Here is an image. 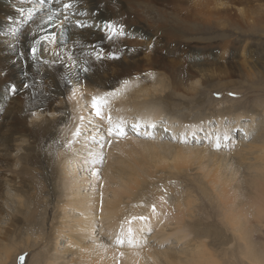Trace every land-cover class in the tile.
Returning <instances> with one entry per match:
<instances>
[{
    "label": "bare ground",
    "instance_id": "bare-ground-1",
    "mask_svg": "<svg viewBox=\"0 0 264 264\" xmlns=\"http://www.w3.org/2000/svg\"><path fill=\"white\" fill-rule=\"evenodd\" d=\"M96 1L65 0L69 16H63L54 0H0V29L8 23L3 17L20 15L13 33L21 37L5 43L1 36L0 55L10 58L15 91L25 87L17 122L30 135L5 140L7 131L0 132V205L6 212L0 217V264H8L15 247L11 264L35 249L30 264H222L220 254L226 261L264 264V128L255 137V116L230 106L190 120L180 111L169 113L161 104L171 99L166 78L149 72L138 79L120 60L110 67L106 61L99 72L63 64L65 54L81 58L87 46L111 49L132 63L141 54L134 37L153 43L141 25L124 39L105 37L110 18ZM59 18L67 21L61 29ZM48 40L61 52L43 56ZM2 85L0 110L3 97L10 100ZM196 86L188 87L193 95ZM248 152H260L258 162L240 173L228 158L241 160ZM217 158L228 163L224 170ZM177 173L186 183L163 177ZM190 179L200 194L188 186Z\"/></svg>",
    "mask_w": 264,
    "mask_h": 264
},
{
    "label": "rangeland",
    "instance_id": "rangeland-1",
    "mask_svg": "<svg viewBox=\"0 0 264 264\" xmlns=\"http://www.w3.org/2000/svg\"><path fill=\"white\" fill-rule=\"evenodd\" d=\"M9 1L11 4L16 2V0ZM59 1H62V4L59 3ZM100 1L104 2L102 3ZM115 1H96L99 2L97 4H100V8L109 14L108 17L110 18L102 34L105 37L107 36L108 39H124L129 31L136 30L131 27H139L141 25L142 27L140 26L139 28L146 30L151 35L153 43H147L148 39L142 36L138 38L134 37V39L138 41L136 44L138 47L134 48L139 49L141 54L138 56V59L135 60L136 62L134 61L132 63L121 61V56L119 57L120 59L117 57L115 58L114 55L112 56V54H110V52L112 53L111 49L107 51L103 46H96V50H89L90 47L87 46L84 47L87 54L85 53L83 56L78 55L81 56L82 59L76 55H72L73 53H71V55L67 54L68 57L65 54L64 60L66 62L63 61V64L68 67L71 66L72 68H69L73 69L74 65L81 63L83 66L94 68L95 72H99L101 67L105 68L107 62H109V66H107L110 67L112 64H115V61L118 63L120 60V64H122L124 68L128 67L131 69L132 72H130V74H136L138 79L148 76L149 72H152L151 74L159 73L166 78L168 85H170V87L167 86L165 89L166 94L170 93L171 99L170 102H168L170 104L165 101L161 103L162 105L167 104L166 109L169 113L180 111L182 114H186V117L189 116L190 118L188 117L187 120H190L192 116L212 113L219 109L226 110L227 107L230 106L234 110H245V112L249 113L248 115L252 114L253 117L255 116V122L257 124L254 129L255 137L261 134V128H264V0H126V5L125 1H123V3L122 0ZM54 2H58L56 3L60 9L58 13L64 14L63 16L68 15L67 12H69L70 4L66 3L65 0H54ZM109 3L111 7H109ZM106 5L108 6L106 7ZM138 6L140 8H137ZM134 8H137V11L133 10ZM138 9L139 11L141 10V18L138 14ZM117 10L120 12L118 13ZM122 10H124V12ZM115 16H118L119 18L117 17V19L119 20H115ZM134 16L136 18H134ZM19 17L20 15L16 13L15 16H5L2 18L3 21L8 19V23L5 24L4 22V27L0 29V37L8 38L5 43H14L21 37L20 34L13 33V30H15L13 27L19 23ZM59 19L60 23L58 22V28L61 29L63 21H67L63 18ZM77 25L79 24L76 23V26ZM79 29H81V27ZM7 30L12 31L8 32ZM45 44L47 45L43 48V56L50 57L52 54H55V49L58 51L59 45L57 42L48 40ZM122 47L124 49L127 47L132 48L131 45H122ZM60 52L61 51H58L56 54ZM0 57L2 59L0 60V85L3 84L2 86H4L6 96L10 98L8 101L3 97L4 102L2 105L4 107L0 110V118L2 117L1 120L4 122L2 124L3 129H0V132L3 133L5 130L7 132L3 133L4 135L6 134V137L0 134L5 140H8L11 134L16 135V137L20 136L23 139H28L30 136L29 133L25 131L26 129L23 124L17 122L19 119V110L22 108L23 99L25 98V87H20L15 91V88H18L16 86L17 83L13 81L14 78L10 76L7 69L8 60L10 61V58H4L1 55ZM87 59L91 61V64ZM120 72H124V69L120 68ZM198 83L200 86L193 88H197L199 91L196 92L199 93L193 95V91L195 90L191 91L188 87L189 85H197ZM75 84L76 83H74L75 88L80 89V86H76ZM74 86H68V91L72 93L75 89ZM42 87H45V85H42ZM247 118L249 117L247 116ZM23 133L25 134L23 135ZM194 141L195 140H192L193 143ZM256 144H258V142H256ZM259 154L260 152L257 154L248 152L241 160H234L233 156L228 159L231 161L233 160V167H238L239 165L238 168L241 170L240 173H242L246 164L248 167L258 162L256 156ZM141 159L142 156H139L137 160L138 163H145L142 162ZM235 161L238 163L236 162L235 164ZM0 162L3 163L2 161ZM196 163L197 162L193 161V163L190 164V174L196 173ZM204 163L206 165L205 159ZM216 164L223 170L228 165V163L222 161L221 158L216 159ZM192 174L191 178L194 179L195 175ZM244 174L247 177L249 175L248 170H246ZM244 174L242 175L244 176ZM155 175L161 178L158 171L157 173L155 172ZM163 177L173 183L181 181L186 183L184 175L180 173L170 176L163 175ZM188 186L191 187V189L194 187V189H192L194 193H199L197 186H194V183L192 184V180L190 184L188 183ZM183 189H186L185 184H182L180 188V190ZM170 190L173 191V189ZM164 193L168 196L170 194L169 189L167 190L164 188ZM204 205L207 208L206 212L214 215L215 212L212 211V207L206 204ZM5 215L6 212L1 210L0 205V217L3 216L2 218H5ZM3 222L0 223V226H3ZM214 223L216 224L215 221ZM217 224L219 225V223ZM16 248L17 247L13 248L10 252V256H12L8 264H11L13 261V252ZM35 250H33V252L36 253L37 251ZM2 251L3 250L0 249V252ZM33 252L24 251V253L17 257L15 264H30L33 262V254H35ZM219 259L223 261L222 264L224 262V264H246L240 260L235 262L226 261L222 254H220Z\"/></svg>",
    "mask_w": 264,
    "mask_h": 264
}]
</instances>
